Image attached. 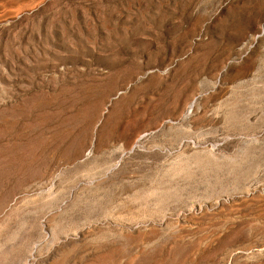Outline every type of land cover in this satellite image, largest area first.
<instances>
[{
  "label": "rangeland",
  "instance_id": "obj_1",
  "mask_svg": "<svg viewBox=\"0 0 264 264\" xmlns=\"http://www.w3.org/2000/svg\"><path fill=\"white\" fill-rule=\"evenodd\" d=\"M0 264H264V0H0Z\"/></svg>",
  "mask_w": 264,
  "mask_h": 264
}]
</instances>
